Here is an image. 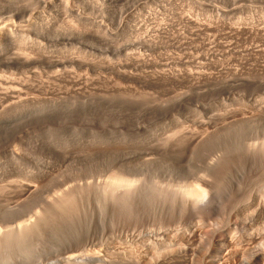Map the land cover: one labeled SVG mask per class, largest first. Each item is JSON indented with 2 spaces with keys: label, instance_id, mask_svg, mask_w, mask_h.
Wrapping results in <instances>:
<instances>
[{
  "label": "rangeland",
  "instance_id": "rangeland-1",
  "mask_svg": "<svg viewBox=\"0 0 264 264\" xmlns=\"http://www.w3.org/2000/svg\"><path fill=\"white\" fill-rule=\"evenodd\" d=\"M7 1L0 22L31 32L0 57V227L35 218L67 191L94 207L96 184L114 170L139 179L135 187L199 184L209 173L222 175L218 195L248 183L235 162L216 179L204 172L243 140L240 127L253 142L264 134V0ZM229 204L226 218L241 213L238 222L264 234L252 201ZM90 221L39 239L42 251L23 264H54L74 236L77 250L109 234L145 236Z\"/></svg>",
  "mask_w": 264,
  "mask_h": 264
},
{
  "label": "bare ground",
  "instance_id": "bare-ground-1",
  "mask_svg": "<svg viewBox=\"0 0 264 264\" xmlns=\"http://www.w3.org/2000/svg\"><path fill=\"white\" fill-rule=\"evenodd\" d=\"M7 2L0 0V11ZM30 29L27 24H16L14 20L0 22V57H3L5 48L15 35L20 36L22 33L26 35L31 32ZM23 60L25 64H31L28 58ZM239 73L234 72L235 75ZM247 132L251 134L252 129L240 127L236 130L238 136ZM261 135L256 142H253V136L248 139V135L246 139L244 136L243 140L242 138L238 142L235 140L236 144L232 145L235 147L231 154L227 157L216 156L213 162L211 161L212 169L204 172L208 174L207 171L212 170V176L214 175L216 179L219 172L220 174L223 172V167L232 162L242 167L244 175L248 177V183L236 188H227L226 195H218L215 191L219 187L217 182L222 175L216 180L212 177L218 187L207 177L211 175L210 173L200 178L199 184L197 181L198 185L196 182L186 181L182 184L179 182L181 185L173 183V186L172 183L169 185L170 182L164 183L156 179L152 183L150 181L147 183L150 187H139L141 185L135 187L139 179L136 181V178L125 176L127 175V173L124 175L125 171L121 174L122 172L114 170V173L108 174L109 177L105 176L107 179L104 182L96 184L95 187L101 191L99 196H96L97 199L93 198L99 192L95 194V191H91L94 193L92 197V201H95L94 207H85L77 193L76 195L65 190L67 193L48 200L46 207L43 206V212L41 213L40 209V214L35 213L37 215L35 218L21 223L18 220L23 215L17 213L19 217L13 216L15 219L11 225L6 223L8 226L0 227V264H23L29 257L42 251H39V245L43 237L48 234L54 237L53 232L55 235L72 229H74L72 231L76 229L78 234L83 230L82 228L78 231V227H85L88 220L96 222L104 229L110 224L140 226V231L145 236L138 240L121 241L120 238L119 241L112 242L108 239L114 234H109L102 243L94 242L77 250L76 248L80 246L77 240L79 236L76 238L74 236L72 243V240H69L73 238L68 240L65 237L66 231V235H63L64 240L67 238L73 245L70 244L72 246L65 249L54 264H264V234L255 237L252 233L253 224L242 225L238 222L242 215L240 212H238L240 216H232L234 222L231 221L232 218L225 217V205L229 204L226 201L237 205L242 200L252 201L253 209L261 215L258 216L261 221L256 222L259 225L256 229L264 230V134ZM252 191H256L255 195L250 193ZM157 192H160L161 196L155 195ZM87 194L90 196L92 193L89 194L88 191ZM84 202L91 201L88 199ZM219 228L224 230L217 231ZM75 233L71 232L73 235ZM44 240L46 239L44 238L42 242L45 246L47 243H44Z\"/></svg>",
  "mask_w": 264,
  "mask_h": 264
}]
</instances>
